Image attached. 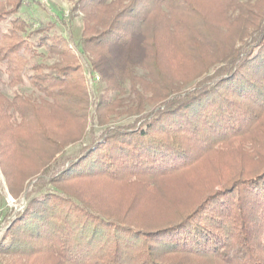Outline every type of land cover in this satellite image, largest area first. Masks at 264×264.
<instances>
[{
    "label": "trees",
    "instance_id": "obj_1",
    "mask_svg": "<svg viewBox=\"0 0 264 264\" xmlns=\"http://www.w3.org/2000/svg\"><path fill=\"white\" fill-rule=\"evenodd\" d=\"M26 2L0 0L11 88L0 92V166L12 193L34 195L0 251L53 264H264L262 13L251 10L240 46L201 63L213 73L175 88L156 55L164 33L194 62L218 48L196 0H76L77 41L22 16ZM83 57L117 96L91 102ZM71 144L77 155L63 157Z\"/></svg>",
    "mask_w": 264,
    "mask_h": 264
},
{
    "label": "rangeland",
    "instance_id": "obj_2",
    "mask_svg": "<svg viewBox=\"0 0 264 264\" xmlns=\"http://www.w3.org/2000/svg\"><path fill=\"white\" fill-rule=\"evenodd\" d=\"M27 2L21 7L20 14L29 20H33L36 23H46L49 21H56V30L66 34L67 29L70 30V34L73 39L77 41L82 32V14L75 11L74 16L70 19V9L76 0H26ZM201 12L204 14V18L207 23L202 27L203 32L209 33L211 41L216 44L218 48L208 49L207 47L200 48V58L194 62L189 56V51L186 46H178L179 49L171 48L172 41L168 38V35L164 33L162 39L164 41V51L157 50L156 54L159 63H161L168 75V82L173 73H176L178 78L171 80V86L175 88L183 87L187 88L192 85L194 80H190L192 75L199 72L208 71V73L214 72V67L205 69L202 62L205 65L212 64L219 60V53L224 51L228 53L240 46L247 38L251 27L247 25V19H249L251 10L254 13H262L264 22V0H196ZM261 6V7H260ZM244 9V10H243ZM243 10V11H241ZM250 12H249V11ZM249 15V16H248ZM244 17V18H243ZM65 23V24H64ZM169 46V47H168ZM171 46V47H170ZM219 51V52H218ZM50 63L53 59L48 60ZM83 61L87 63V57H83ZM160 64V65H161ZM197 64V65H196ZM201 64V66L199 65ZM88 66V63L86 64ZM199 65V66H198ZM168 71V72H167ZM142 72V70H139ZM183 75V79H179V74ZM85 75L88 79L90 99L94 102L99 96H105L108 99H112L119 91L106 90L105 82L101 78V74L91 70L90 65L85 70ZM97 77H99L97 79ZM128 84L122 86V97H127L129 93ZM21 89L26 93L36 95L29 86H23ZM0 92L6 96L11 97V88L7 85L6 76L0 70ZM33 92V93H32ZM92 105V109H93ZM145 111L151 109L149 103L144 105ZM125 115L113 116L110 121L116 124L129 123L135 119V116L124 117ZM94 128L96 132H99L102 127L95 122ZM80 148V144H71L66 147L63 157H74L77 155ZM34 175H31V177ZM30 177V178H31ZM29 179L25 180V186L30 182ZM0 187L2 201L0 204V243L4 239L8 224L14 218V215L22 212L30 199L26 198V193L22 189L18 188L12 193L9 190V186L6 177L3 173V168L0 166ZM21 187V186H20ZM32 187L30 184L27 186V191H30ZM23 207V208H20ZM21 209V210H20ZM54 260L45 257V255L30 256L28 254H17L13 252H1L0 251V264H53Z\"/></svg>",
    "mask_w": 264,
    "mask_h": 264
},
{
    "label": "built area",
    "instance_id": "obj_3",
    "mask_svg": "<svg viewBox=\"0 0 264 264\" xmlns=\"http://www.w3.org/2000/svg\"><path fill=\"white\" fill-rule=\"evenodd\" d=\"M99 77H97V79H98ZM20 208H23V207H20ZM21 210V209H20Z\"/></svg>",
    "mask_w": 264,
    "mask_h": 264
}]
</instances>
